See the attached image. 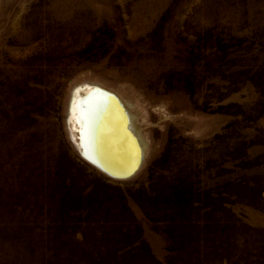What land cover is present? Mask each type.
<instances>
[{
  "label": "rangeland",
  "instance_id": "1",
  "mask_svg": "<svg viewBox=\"0 0 264 264\" xmlns=\"http://www.w3.org/2000/svg\"><path fill=\"white\" fill-rule=\"evenodd\" d=\"M87 86L129 179L76 149ZM0 264H264V0H0Z\"/></svg>",
  "mask_w": 264,
  "mask_h": 264
},
{
  "label": "bare ground",
  "instance_id": "2",
  "mask_svg": "<svg viewBox=\"0 0 264 264\" xmlns=\"http://www.w3.org/2000/svg\"><path fill=\"white\" fill-rule=\"evenodd\" d=\"M104 90L106 89L100 86L88 87L87 93L82 96L81 88H78L74 92L70 105V120L75 130L81 132L79 148L84 151V155L91 161L103 162L110 166V150L113 148L111 147L113 145L111 124L115 117L121 115L123 109L113 97L105 95L107 93ZM120 103L124 106V112L130 117L132 132L140 142L145 156L144 146L134 129L132 116L122 100ZM110 172L118 176L114 171L110 170Z\"/></svg>",
  "mask_w": 264,
  "mask_h": 264
},
{
  "label": "water",
  "instance_id": "3",
  "mask_svg": "<svg viewBox=\"0 0 264 264\" xmlns=\"http://www.w3.org/2000/svg\"><path fill=\"white\" fill-rule=\"evenodd\" d=\"M87 90V88H84L81 95L84 96L87 93ZM104 91L107 93L105 95H109L110 97H113L115 101L119 102L117 104L123 109L121 115L115 117L111 124V140L113 141L111 147L113 148L110 150V166L103 162L91 161L84 155V151H81L79 148V143H81V132L78 131H76L78 136L76 149L84 160L106 176L116 180L129 179L142 167L144 161L143 149L132 132L130 117L124 112V106L120 103V98L112 92ZM110 170L117 173L118 176L112 175Z\"/></svg>",
  "mask_w": 264,
  "mask_h": 264
}]
</instances>
